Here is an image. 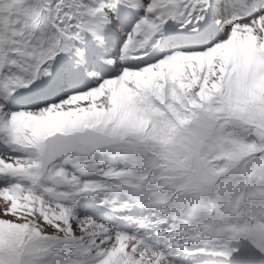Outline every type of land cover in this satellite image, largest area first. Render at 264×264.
<instances>
[{"label":"snow or ice","instance_id":"snow-or-ice-1","mask_svg":"<svg viewBox=\"0 0 264 264\" xmlns=\"http://www.w3.org/2000/svg\"><path fill=\"white\" fill-rule=\"evenodd\" d=\"M0 144V264H264V0H0Z\"/></svg>","mask_w":264,"mask_h":264},{"label":"rangeland","instance_id":"rangeland-1","mask_svg":"<svg viewBox=\"0 0 264 264\" xmlns=\"http://www.w3.org/2000/svg\"><path fill=\"white\" fill-rule=\"evenodd\" d=\"M135 211H136V210H134V212H135ZM108 215H109V216H113L112 213H108ZM125 226L128 228L129 231H131L132 228L134 227V225H130V224H126Z\"/></svg>","mask_w":264,"mask_h":264},{"label":"bare ground","instance_id":"bare-ground-1","mask_svg":"<svg viewBox=\"0 0 264 264\" xmlns=\"http://www.w3.org/2000/svg\"><path fill=\"white\" fill-rule=\"evenodd\" d=\"M145 59H147V57H145Z\"/></svg>","mask_w":264,"mask_h":264}]
</instances>
